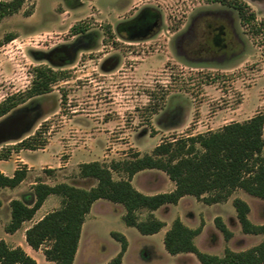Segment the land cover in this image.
<instances>
[{
    "label": "rangeland",
    "instance_id": "374dc122",
    "mask_svg": "<svg viewBox=\"0 0 264 264\" xmlns=\"http://www.w3.org/2000/svg\"><path fill=\"white\" fill-rule=\"evenodd\" d=\"M245 1L256 12V20L247 25L235 8L213 0H25L17 13L5 17L0 39L8 33L16 37L0 46V102L29 89L36 67L64 70L67 77L54 83L51 92L0 118V133H7L0 137V152L39 128L38 139L44 143L41 148L21 149L26 165H31L26 180L18 188L0 190L5 203L0 208V239L10 201L29 200L35 182L65 181L85 188L95 184L93 179H77L79 164L61 166L77 149H91L92 158L105 163L132 159L137 153H151L164 140L215 131L264 113V0ZM146 8L160 15L148 36L127 39L117 33L119 23ZM29 10L32 13L27 15ZM73 25L87 29L75 33ZM218 27L224 31L221 45L213 41ZM56 49L65 51L54 61L48 53ZM14 123L24 127L20 135L18 128H11ZM95 138L98 143L92 142ZM20 151H13L12 159L0 160V171L12 173L18 159L15 152ZM48 168L55 172L48 174ZM147 173L137 176L134 186L156 190L149 181L161 179L159 174ZM122 176L114 172L116 179ZM241 193L251 205V220L264 223V200L240 189L229 201L216 204L186 195L158 211V216L172 224L191 210L194 218L188 224L203 227L196 238L202 251L223 255L226 248L246 249L264 235L243 232L233 205ZM100 201L83 224L74 264H107L121 247L112 231L125 234L129 241L124 264H202L194 253L170 254L163 234H142L125 223V210L119 212L108 200ZM61 205L62 198L53 194L34 217ZM148 213L142 209L139 216L144 219ZM217 216L233 232L230 239L216 227ZM49 245L31 250L38 264H56L44 255Z\"/></svg>",
    "mask_w": 264,
    "mask_h": 264
},
{
    "label": "trees",
    "instance_id": "16d2710c",
    "mask_svg": "<svg viewBox=\"0 0 264 264\" xmlns=\"http://www.w3.org/2000/svg\"><path fill=\"white\" fill-rule=\"evenodd\" d=\"M213 1L235 8L244 25L256 20V12L245 0ZM24 3L25 0H0V23L5 17L17 13ZM31 13L29 10L26 14ZM159 16V13L146 8L135 18L119 23V27L138 28L150 24L157 27ZM86 29L78 25L71 27L75 33H82ZM15 37L14 33L6 34L0 39V46ZM57 53V49L48 53L49 58L54 61L61 59ZM66 77L64 70H54L48 66L36 67L29 89L11 94L0 102V118L29 99L51 92L53 84ZM40 134L41 128L12 145L6 152H0V160L9 159L13 151L43 147L44 143L38 139ZM263 134L264 113L258 112L247 120L230 122L215 131L164 140L151 153H137L132 159L112 160L110 163L99 160L83 162L79 165V175L95 180V184L85 188L68 182L49 184L37 181L33 185V201L19 198L10 201L11 220L5 230L8 233L17 231L23 222L33 219L50 195H58L62 198V205L32 224L26 230V241L34 250H39L49 242L50 245L44 249L47 260L56 264H74L86 216L99 199L123 205L125 223L135 226L142 234L159 232L166 223L156 217L153 211L166 204H177L185 195H194L213 204L227 201L234 190L243 189L252 196L264 199ZM146 169L164 171L175 182V188L155 194L140 191L132 183V178ZM45 171L53 174L55 169L48 168ZM114 172L124 173L125 176L116 179ZM28 173L26 164L17 167L12 175L0 172V190L15 188L27 178ZM2 204L0 198V207ZM233 205L244 233L264 234V223H254L249 218L251 207L247 201L235 197ZM142 209L149 211L144 219L139 216ZM215 224L226 239L233 236L221 216L215 218ZM202 228V225L190 227L180 217L175 218L164 236L166 250L173 255L194 253L202 264H264V239L243 250L226 248L223 255H218L202 251L197 246L195 238ZM111 234L120 242L121 247L107 264H124L128 239L119 231H112ZM0 264L38 262L22 246L13 247L1 239Z\"/></svg>",
    "mask_w": 264,
    "mask_h": 264
},
{
    "label": "crops",
    "instance_id": "0c3cea01",
    "mask_svg": "<svg viewBox=\"0 0 264 264\" xmlns=\"http://www.w3.org/2000/svg\"><path fill=\"white\" fill-rule=\"evenodd\" d=\"M98 139L97 138H95V140L94 141H92L93 143H98V141H97ZM46 149V148H45ZM93 150H91V149H88V148H86V149H77V153H73V155L66 161V162H64V164L63 165H61V166H64V167H69V166H71L72 164H81V163H83V162H89V161H93V160H97V159H95V158H92V156H93ZM79 153V154H78ZM15 154H17V156H18V159H16L15 160V165H14V168H13V171H12V173H10L9 174V171H5L3 168L1 169V171L0 172H4L5 174H8V175H12L13 173H14V171H15V169L17 168V167H19V163L21 162L22 164H27V160L22 156V150L20 151V152H15ZM77 154H78V156H77ZM14 155V154H13ZM10 159H12V158H10ZM5 160H8V159H3V160H1L2 162H4ZM29 164V163H28ZM28 168H29V170L31 169V165H29L28 166ZM55 169V168H54ZM77 172H79V169H78V171ZM145 172H148L147 174H159L158 176L161 178V179H155V178H152L149 182H151L150 184L152 185V187H154L156 190H153V191H150V190H148V189H145V188H142L141 186H136V188H138L140 191H142V192H144V193H146V194H155V193H159V192H162V191H164V189H167V191H171V190H173L174 188H175V182L173 181V180H171L170 178H169V176L164 172V171H162V170H157V169H146V170H142V171H140V172H138V173H136L134 176H133V178H132V183L135 185V180H136V178H137V176H139L140 174H144ZM77 179H80V180H86V179H90V178H83V177H81L80 175H79V177L77 178ZM26 180V179H25ZM24 180V181H25ZM167 180H169V182H167ZM23 181V182H24ZM23 182L21 183V184H19L18 186H16L15 188H18L20 185H22L23 184ZM63 182H65V181H63ZM36 183V182H35ZM165 183H167V184H165ZM166 186H169V188H166ZM165 187V188H164ZM7 188H9V187H7ZM240 191L242 192V191H244L243 189H240ZM166 192V191H165ZM246 192V191H245ZM247 193V192H246ZM249 194V193H248ZM243 196V194L241 193V194H239V196L238 197H240V198H242V196ZM51 196V195H50ZM49 196V197H50ZM186 196V195H185ZM185 196H183L180 200H179V202L185 197ZM192 196H194V195H192ZM252 196V195H251ZM30 199L29 200H26L25 198H23L22 200H25V201H33L34 200V195H33V193H30ZM231 197V196H230ZM230 197H229V199H228V201L230 200ZM255 197V196H254ZM197 198V197H196ZM256 198H258V197H256ZM20 199V198H19ZM48 199V198H47ZM46 199V200H47ZM242 199H244V198H242ZM259 199H261V198H259ZM100 200H103V199H99V200H97V201H95L94 202V204H93V206H95L97 203H99V202H102V201H100ZM245 200V199H244ZM261 200H264V199H261ZM3 201V200H2ZM245 201H247V200H245ZM46 202V201H45ZM44 202V203H45ZM110 202V201H109ZM178 202V203H179ZM203 202V201H202ZM248 202V201H247ZM177 203V204H178ZM204 203H206V202H204ZM220 203V202H219ZM249 203V202H248ZM4 202H3V204H2V206H4ZM111 206H112V208L114 209V210H116V208H119L120 210H119V212H123L125 209H124V207H123V205H121V204H117V203H112V202H110L109 203ZM206 204H208V203H206ZM213 204H216V203H213ZM44 205V204H43ZM42 205V206H43ZM171 205H176V204H166V205H163V206H161L160 208H158V209H156V210H154L153 211V213L155 214V216L156 217H158L159 218V216H158V211H163V210H166V209H169V208H171ZM249 205H250V203H249ZM2 206L0 207V208H2ZM92 206V207H93ZM92 207H91V209H92ZM250 207H251V205H250ZM90 212H91V210H90ZM89 212V213H90ZM88 213V214H89ZM88 214H87V216H88ZM8 215H9V217H8V220H7V223H9V221L11 220V207H10V204H9V206H8ZM45 214H43V215H41L40 217H38L37 219H35L36 217H33V219L32 220H28V221H25V222H23V224H22V226L17 230V231H15V232H13V233H8L6 230H5V234H4V236L1 238V239H4V240H6V242L8 243V244H10V245H12L13 247H16V246H22L29 254H31V250H34L28 243H27V241H26V230L30 227V226H32V224H34L36 221H38V220H40L43 216H44ZM87 216H86V218H87ZM177 218V217H176ZM180 218L182 219V221L186 224V225H188V226H190V227H193V228H195L194 226H192V225H190V224H188V222H187V220H189L190 221V219L192 220L193 218H194V215H193V212L191 211V210H186L183 214L181 213L180 214ZM249 218H250V216H249ZM159 219H161V218H159ZM251 219V218H250ZM161 220H163L165 223H166V225L159 231V232H157V233H154V234H158V233H161V234H163L164 236H165V233H166V231H167V229L171 226V223H167L166 222V220H164V219H161ZM86 221V220H85ZM7 223H5V225L7 224ZM240 223V222H239ZM255 223V222H254ZM228 226V225H227ZM83 229V228H82ZM19 232H21V235H20V238L19 239H13V236L14 235H16V234H18ZM247 234V233H246ZM250 235H253V236H263L264 234L263 233H261V234H250ZM197 238V237H196ZM196 238H195V242H196ZM0 239V240H1ZM81 239V238H80ZM264 239V238H263ZM263 239H261V241L263 240ZM260 241V242H261ZM129 242V241H128ZM259 242V243H260ZM20 243V244H19ZM79 244H80V242H79ZM258 244V243H257ZM256 245V244H255ZM129 246V245H128ZM254 246V245H253ZM79 248V247H78ZM128 249V248H127ZM243 250V249H242ZM34 251H37V250H34ZM126 253V252H125ZM125 255V254H124ZM124 258V257H123ZM124 262V261H123Z\"/></svg>",
    "mask_w": 264,
    "mask_h": 264
},
{
    "label": "flooded vegetation",
    "instance_id": "af4514ba",
    "mask_svg": "<svg viewBox=\"0 0 264 264\" xmlns=\"http://www.w3.org/2000/svg\"><path fill=\"white\" fill-rule=\"evenodd\" d=\"M150 25H145V26H141L138 28H132L131 26H124L122 28L119 27V25L116 27L117 33L124 36L127 39H135V38H141V37H146L148 36L154 29L155 26H151ZM218 32L215 33L214 37H213V41L215 43V45H221V39L222 37L220 36L224 31H223V27H218L217 28ZM84 43L83 44H88V40L87 39H83ZM223 46H225V44H223ZM62 51H65L64 49H57V54L59 56H62Z\"/></svg>",
    "mask_w": 264,
    "mask_h": 264
},
{
    "label": "water",
    "instance_id": "95a60500",
    "mask_svg": "<svg viewBox=\"0 0 264 264\" xmlns=\"http://www.w3.org/2000/svg\"><path fill=\"white\" fill-rule=\"evenodd\" d=\"M157 23H155V25H156ZM24 122V121H23ZM13 127H11V128H18V130H20V132L18 131V133H19V135L25 130L24 129V127L21 125L20 127H18V126H16V124L14 123L13 125H12ZM7 136V133H6V130H4L2 133H0V137L1 138H4V137H6Z\"/></svg>",
    "mask_w": 264,
    "mask_h": 264
}]
</instances>
